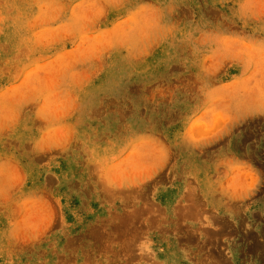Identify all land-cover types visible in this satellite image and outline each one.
<instances>
[{
	"label": "rangeland",
	"instance_id": "obj_1",
	"mask_svg": "<svg viewBox=\"0 0 264 264\" xmlns=\"http://www.w3.org/2000/svg\"><path fill=\"white\" fill-rule=\"evenodd\" d=\"M0 264H264V0H0Z\"/></svg>",
	"mask_w": 264,
	"mask_h": 264
}]
</instances>
